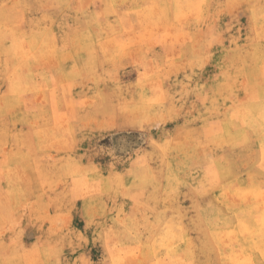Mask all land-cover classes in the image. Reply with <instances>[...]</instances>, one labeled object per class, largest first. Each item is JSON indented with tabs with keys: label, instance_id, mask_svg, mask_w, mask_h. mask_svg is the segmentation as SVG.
Wrapping results in <instances>:
<instances>
[{
	"label": "rangeland",
	"instance_id": "obj_1",
	"mask_svg": "<svg viewBox=\"0 0 264 264\" xmlns=\"http://www.w3.org/2000/svg\"><path fill=\"white\" fill-rule=\"evenodd\" d=\"M234 263L264 264V0H0V264Z\"/></svg>",
	"mask_w": 264,
	"mask_h": 264
},
{
	"label": "bare ground",
	"instance_id": "obj_2",
	"mask_svg": "<svg viewBox=\"0 0 264 264\" xmlns=\"http://www.w3.org/2000/svg\"><path fill=\"white\" fill-rule=\"evenodd\" d=\"M256 222V221H255ZM256 224H258V223H256ZM259 224H261L260 222H259ZM238 236V235H237ZM247 236V235H246ZM242 242V241H241ZM168 259H170V258H168ZM235 264V263H234Z\"/></svg>",
	"mask_w": 264,
	"mask_h": 264
}]
</instances>
